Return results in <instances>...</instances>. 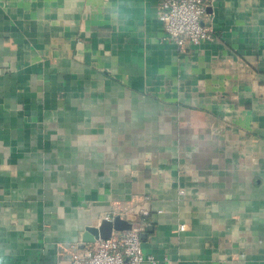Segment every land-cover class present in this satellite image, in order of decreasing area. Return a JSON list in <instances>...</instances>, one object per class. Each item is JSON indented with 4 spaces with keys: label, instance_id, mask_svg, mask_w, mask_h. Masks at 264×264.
I'll return each mask as SVG.
<instances>
[{
    "label": "crops",
    "instance_id": "1",
    "mask_svg": "<svg viewBox=\"0 0 264 264\" xmlns=\"http://www.w3.org/2000/svg\"><path fill=\"white\" fill-rule=\"evenodd\" d=\"M113 3L0 0V248L67 264L142 206L158 264H264V0H210L183 47L159 0Z\"/></svg>",
    "mask_w": 264,
    "mask_h": 264
},
{
    "label": "built area",
    "instance_id": "2",
    "mask_svg": "<svg viewBox=\"0 0 264 264\" xmlns=\"http://www.w3.org/2000/svg\"><path fill=\"white\" fill-rule=\"evenodd\" d=\"M209 6L210 0H159V18L168 39L182 47L188 43L199 44L215 40V27L205 21ZM139 209L143 215L142 220L128 218L125 211L116 213L134 221L131 229L118 234L114 232L107 239L98 238L82 248L73 244L65 252L67 264H158L156 257L146 254L143 248L142 234L147 224L145 218L149 216L150 210L142 206ZM114 216L113 214L112 217Z\"/></svg>",
    "mask_w": 264,
    "mask_h": 264
},
{
    "label": "water",
    "instance_id": "3",
    "mask_svg": "<svg viewBox=\"0 0 264 264\" xmlns=\"http://www.w3.org/2000/svg\"><path fill=\"white\" fill-rule=\"evenodd\" d=\"M133 226L134 221L127 219L120 214L115 215L113 218L106 217L101 220L98 226H87L81 240L76 244H78V247L82 248L86 243L94 242L98 238L107 239L114 232L118 234L124 230L131 229ZM148 229L153 230V225H149ZM143 235L144 234H142V236ZM74 249L75 247H73V250ZM68 257H70V255Z\"/></svg>",
    "mask_w": 264,
    "mask_h": 264
},
{
    "label": "clouds",
    "instance_id": "4",
    "mask_svg": "<svg viewBox=\"0 0 264 264\" xmlns=\"http://www.w3.org/2000/svg\"><path fill=\"white\" fill-rule=\"evenodd\" d=\"M108 12L110 20H127L131 18V9L126 7L117 8L113 0H109ZM0 264H10V258L2 248H0Z\"/></svg>",
    "mask_w": 264,
    "mask_h": 264
}]
</instances>
